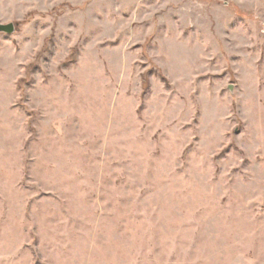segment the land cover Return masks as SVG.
Here are the masks:
<instances>
[{"label":"rangeland","instance_id":"rangeland-1","mask_svg":"<svg viewBox=\"0 0 264 264\" xmlns=\"http://www.w3.org/2000/svg\"><path fill=\"white\" fill-rule=\"evenodd\" d=\"M0 23V264H264V0Z\"/></svg>","mask_w":264,"mask_h":264},{"label":"water","instance_id":"water-1","mask_svg":"<svg viewBox=\"0 0 264 264\" xmlns=\"http://www.w3.org/2000/svg\"><path fill=\"white\" fill-rule=\"evenodd\" d=\"M15 29H16L15 23H7V24L0 23V34L2 33L12 34L14 33Z\"/></svg>","mask_w":264,"mask_h":264}]
</instances>
